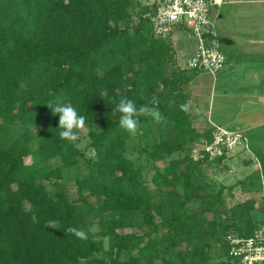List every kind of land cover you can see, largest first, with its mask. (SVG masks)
Returning <instances> with one entry per match:
<instances>
[{
	"label": "trees",
	"instance_id": "obj_1",
	"mask_svg": "<svg viewBox=\"0 0 264 264\" xmlns=\"http://www.w3.org/2000/svg\"><path fill=\"white\" fill-rule=\"evenodd\" d=\"M133 2L0 0V264H141L165 256L163 264H209L213 251L228 256V238L252 234L255 200L233 205L222 223L209 218L222 191L213 194L202 174L208 157L195 161L191 151L212 134L198 135L191 108L180 109L198 72L177 68L168 41L152 33L150 6L136 20ZM121 96L162 115L138 118L154 128V143L139 153L154 172L153 190L126 157L130 134L112 113ZM57 100L86 117L77 135L86 133L92 159L78 139L59 138V116L48 107ZM64 177L76 193L59 183ZM259 177L254 172L249 186ZM95 237L111 239L113 257H97Z\"/></svg>",
	"mask_w": 264,
	"mask_h": 264
},
{
	"label": "rangeland",
	"instance_id": "obj_2",
	"mask_svg": "<svg viewBox=\"0 0 264 264\" xmlns=\"http://www.w3.org/2000/svg\"><path fill=\"white\" fill-rule=\"evenodd\" d=\"M151 1L152 0H134L131 9L133 17L136 20L138 16L142 15V8H149L148 6H150ZM234 20L229 22V25L235 30L234 33L224 32L218 34V32L216 31L219 41H221L222 39L228 40L230 42L233 41V44L229 46H225L223 44L221 46V51L226 58V63L223 70L214 77H208V75H205V73H198V75L196 76L192 75L190 83L186 85V90L190 97L189 107L191 108L192 115L194 116L193 127L201 137H204L206 132H208L209 130L212 134V130L209 129L208 123L207 125H205L207 119H202V123L206 127L200 126L201 124L195 123L194 114L201 112L203 117H206V115H208L209 118L211 117V121H213V119H220L223 116L229 119H231V117H234L233 119H237L238 117L236 116L240 114L239 110L237 108L233 109V112L228 110L229 114L226 113L227 115H225V110L227 108L221 107L222 102H225V100H230L231 98H237L238 96H241L242 93L251 94L260 101L262 100V98H264V55H261L260 57H256L254 59H248L244 62L245 65L247 63L246 68H250L251 66L248 64L252 63L254 64L255 68L251 67V69L259 72L257 74V78H259L258 84L253 85L252 87L248 83L245 84L243 82V74L245 73V71L242 62L239 61V59L242 57L239 56L240 43L238 41V38L240 37V33L242 34L244 30L248 29V23L245 21L239 22ZM262 22H264V20H262ZM258 31V36L260 39H262V37H264V26L260 27ZM174 60L177 68L187 69L186 63L183 65H179L177 63L175 52ZM235 60L239 65H237V68H235V66H232V62ZM195 83H200V85L197 86L195 85ZM198 93H204L205 95L202 96L204 98H201V95H199ZM190 101L192 102L191 104ZM222 108L225 110H223ZM262 108H264V106H262V103L255 100V117L253 124L251 125V122L247 123L248 125L254 127L260 125L259 127H256L257 129H259V134H247L246 132L249 130L245 129H243L241 132L244 135L246 134L251 137L252 142L256 144V147L252 150L251 153H243L242 151L238 150L233 151V153L224 156L226 159H224L223 162L216 164L214 161L208 159V161H211V165H205V167H202V174H204L208 179V188L211 190V192H213L214 194L222 191L223 201L213 204V210L215 209L216 211L212 210L213 212H208L209 218L214 217L215 220L219 223H222L226 220L225 218H227V211L233 205L246 202L248 200H255V211L251 213V216L254 219V223L257 224L262 220L261 212L262 207H264V146L260 145L264 144V110H261ZM196 109H198V112L195 111ZM258 109L260 111H257ZM199 113L197 114V116L200 115ZM245 113H247V111ZM245 113H243V115ZM31 136L33 138L35 137V133L33 131H31ZM154 140V128L150 125L142 124L139 126L137 132L134 135L130 134V138L126 143V157L130 160H133L135 168L140 169L142 179L145 181L146 185L150 187V190H153V186L150 182L154 175V172L148 170L139 153L142 149L149 148L154 143ZM255 140H257L258 142H255ZM204 142L207 141L201 140L192 148L191 156L195 161L205 156L202 152ZM77 146L79 150L85 154L86 158L92 159L94 157V154L89 146V141L87 139L86 133L82 132L81 134H79ZM59 164V162H55V165ZM254 172H259L260 177L259 179H256L255 184L250 187L249 178ZM59 183L66 184L71 194L76 193L74 182L68 177H64L63 180ZM45 186L47 192L52 196L55 190L52 182L46 183ZM177 191L182 192L180 187H177ZM159 200L160 198H155L154 202L159 204ZM217 207L221 208V212L217 210ZM90 232L94 236L97 230L96 228H93ZM95 240L101 246V250L97 254L98 258L108 260L113 257L115 253L112 249L110 238L95 237ZM167 258L168 257L165 256L162 259L156 261L142 260L141 264H163V261ZM210 258L211 259L209 261V264H219L221 262H224V258L219 257V254L216 251L212 252Z\"/></svg>",
	"mask_w": 264,
	"mask_h": 264
},
{
	"label": "built area",
	"instance_id": "obj_3",
	"mask_svg": "<svg viewBox=\"0 0 264 264\" xmlns=\"http://www.w3.org/2000/svg\"><path fill=\"white\" fill-rule=\"evenodd\" d=\"M216 0H152L150 27L156 38L168 41L176 29H182L195 42V51L186 62L190 71L205 73L211 77L221 72L226 58L221 51L212 23V7ZM211 140L203 143L202 152L209 160L242 151L249 153V140L241 132L227 130L210 124ZM262 220L246 238H228L226 264H264V207Z\"/></svg>",
	"mask_w": 264,
	"mask_h": 264
},
{
	"label": "crops",
	"instance_id": "obj_4",
	"mask_svg": "<svg viewBox=\"0 0 264 264\" xmlns=\"http://www.w3.org/2000/svg\"><path fill=\"white\" fill-rule=\"evenodd\" d=\"M211 16L215 32L217 31L218 34L224 32L234 33L235 30L229 25V22L234 19L239 22L245 21L248 23V29L243 31L244 34L240 33V37L238 38V41L240 43L239 56L242 57L239 59V61L242 62L245 71V73L243 74V82L245 84H250L251 87L258 84L259 78H257V74L259 72L251 69V67L255 68L254 64L249 63L248 65H250L251 67L246 68L247 63L245 65L244 62L248 59L250 60L264 55V37L260 39L258 36L259 28L264 26V22H262V20H264V0H216V5L212 7ZM168 43L171 44V47L175 52V58L179 65L185 64L187 60L192 57L196 47L195 42L188 36L187 32L182 29L174 30V32L170 36V39L168 40ZM231 44H233V41H231ZM233 62L232 66H235V68H237L239 65L237 64L236 60ZM208 77L211 76L208 75ZM195 85L198 86L200 85V83H195ZM199 95H201V98H204L202 96H204L205 94L202 93ZM255 100L257 102H261L262 106H264V98H262V100L260 101L256 99L255 96L245 93H242V95L238 96L237 98H231L230 100H225V102H222L221 107L227 108L226 110L222 108L223 110H225V115L229 114L228 110L232 112L235 108L239 110L240 114L236 116L238 117L237 119H233L234 117H231V119H229L223 116L220 119H213V121H211V117L209 118L208 115H206V117H203L202 113H199L197 111L198 109H196L195 111H197L200 115L197 116L198 113L194 114V121L195 123L201 124L200 126H205L208 123L209 129L210 124H215L227 130L235 132H242V130L245 129L249 130L246 132L247 134H259V129H257L256 127H259L260 125L254 127L247 124L248 122H251V125L253 124L255 117ZM191 103L192 102L190 101V104ZM261 110H264V108H262ZM246 111L247 113H245ZM257 111L260 110L258 109ZM243 113L245 114L243 115ZM202 119H207L205 125H203ZM246 136L249 140V153H251L252 150L256 147V144L252 142L251 137H249L248 135ZM255 142L258 141L255 140ZM260 145L264 146V144Z\"/></svg>",
	"mask_w": 264,
	"mask_h": 264
},
{
	"label": "clouds",
	"instance_id": "obj_5",
	"mask_svg": "<svg viewBox=\"0 0 264 264\" xmlns=\"http://www.w3.org/2000/svg\"><path fill=\"white\" fill-rule=\"evenodd\" d=\"M152 103H157V100L153 98ZM115 105L113 115L119 113V124L129 134H135L139 128V117L143 115H151L155 120L162 119V115L159 111L150 108L147 105H141L137 107L136 103L126 96H121L118 101H113ZM48 107L52 110L53 115L59 116L58 128L59 138L69 142H75L78 139L77 132L85 127L86 117L80 115L75 107L71 104L63 103L60 100L55 102H49ZM180 109L184 112L189 111L188 104H181ZM68 233L73 234L80 240H87V233L76 227H68L66 229Z\"/></svg>",
	"mask_w": 264,
	"mask_h": 264
},
{
	"label": "water",
	"instance_id": "obj_6",
	"mask_svg": "<svg viewBox=\"0 0 264 264\" xmlns=\"http://www.w3.org/2000/svg\"><path fill=\"white\" fill-rule=\"evenodd\" d=\"M221 43H222L223 45H225V46H229V45H231V42L228 41V40H225V39H222V40H221ZM233 64H234V62H233Z\"/></svg>",
	"mask_w": 264,
	"mask_h": 264
}]
</instances>
